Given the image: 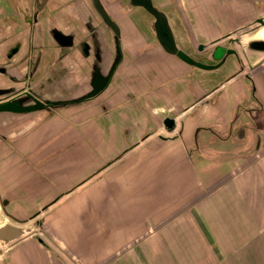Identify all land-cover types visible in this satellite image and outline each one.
<instances>
[{
	"label": "crops",
	"instance_id": "obj_1",
	"mask_svg": "<svg viewBox=\"0 0 264 264\" xmlns=\"http://www.w3.org/2000/svg\"><path fill=\"white\" fill-rule=\"evenodd\" d=\"M162 1L178 45L204 62L197 43L264 17V0ZM4 25L0 89L15 86L7 48L26 38ZM123 39L125 61L98 97L38 117L21 137L1 129L6 211L24 219L57 198L26 224L2 221L44 241L25 237L4 264H264V53L247 52L250 68L240 50L244 69L226 80L233 56L203 70L144 28L128 25Z\"/></svg>",
	"mask_w": 264,
	"mask_h": 264
},
{
	"label": "flooded vegetation",
	"instance_id": "obj_2",
	"mask_svg": "<svg viewBox=\"0 0 264 264\" xmlns=\"http://www.w3.org/2000/svg\"><path fill=\"white\" fill-rule=\"evenodd\" d=\"M7 2L14 9L24 3L23 0ZM7 2L0 0V20L4 17L10 29L11 22H16L15 18L21 14H26L29 21L25 42L14 40L12 47L6 50V57L16 63H12V68L17 71L16 77L12 76L16 78V81L12 79L15 86L8 89H35L44 97L60 99V86H90L94 69L109 72L118 52L121 57L115 71L123 65L126 54L123 36L128 25L133 29L137 26L146 29L149 40L161 47L154 32V16L132 0H98L104 14L94 0H57V8L51 12L54 15L49 14L54 0H28L29 6L25 10L17 8V13L6 12L10 6L2 7V3ZM151 3L166 11L162 0H151ZM2 37L0 43L5 40ZM244 57L249 61L246 55ZM183 126L184 123L175 136L182 135Z\"/></svg>",
	"mask_w": 264,
	"mask_h": 264
},
{
	"label": "water",
	"instance_id": "obj_3",
	"mask_svg": "<svg viewBox=\"0 0 264 264\" xmlns=\"http://www.w3.org/2000/svg\"><path fill=\"white\" fill-rule=\"evenodd\" d=\"M132 2H137L135 4L142 5L154 16V32L162 50L175 56L184 63L203 70H214L223 64L229 56L235 57L239 64L238 70L226 80L232 78L244 69L243 62L241 61L242 59L240 58L241 52H243L246 56L248 51L264 53V37L260 35L261 32L263 33L264 31V17H258L254 19L252 23H248L238 29L220 35L215 39L197 43L194 47V51L204 55L207 60L204 62L194 58L178 45L166 13L154 7L151 0H132ZM94 3L104 14V11L98 4V0H94ZM120 57L121 55L118 52L116 57H114L109 72L107 73H103L99 69H94L90 86L85 88L60 86V99L59 97L53 96L50 98L44 97L40 93L36 92L35 89H28V91H24L25 89L23 87L16 89L1 88L0 139L7 141V137L9 136L6 134H10V136L14 137H21L36 124L38 117L48 116L53 113L60 112L63 108H76L89 100L98 97L105 91L107 86L110 84L111 79L114 77L115 67L118 61H120ZM246 62L248 67L251 68L252 63L247 61V59ZM1 70H3V68ZM214 88H217V86ZM205 95L206 94H203L194 103H192V105ZM163 126L167 132H171L176 126L174 117H164ZM1 129L5 131L6 134L5 132H1ZM121 154H119L116 158H118ZM56 200L57 198L53 199L24 219L15 218L9 214L8 211H6L5 207L8 200H1L0 205L1 210L9 220L19 224H26L30 220L36 218L44 209ZM2 221V217L0 216V243L6 248L5 256L8 248L30 235H34L35 239L40 244H44V241L38 235L41 230H34L31 226H16L9 222ZM34 224L41 227V220L36 219ZM0 254H2V250H0Z\"/></svg>",
	"mask_w": 264,
	"mask_h": 264
},
{
	"label": "rangeland",
	"instance_id": "obj_4",
	"mask_svg": "<svg viewBox=\"0 0 264 264\" xmlns=\"http://www.w3.org/2000/svg\"><path fill=\"white\" fill-rule=\"evenodd\" d=\"M6 2H7V0H5ZM24 1V3L23 4H19L18 6H17V8H21V7H24V8H22V9H26L28 6H29V2H28V0H23ZM56 1L57 0H54V2H53V5H52V7L50 8V15H54L53 13L51 14V12H53L56 8H57V3H56ZM6 6H8V2L6 3V4H4V3H2V7H6ZM10 6V5H9ZM8 6V7H9ZM17 8H15L14 9V7H12V6H10V8H6V9H8L6 12H16L17 13ZM5 12V13H6ZM55 13V12H54ZM56 15V14H55ZM12 19H13V17H12ZM16 23L18 24V28H17V30H16V32H14L12 29H10V28H7L6 29V33L8 34V35H10V37H12V36H20L21 35V37L23 36H26V31H27V26H28V23H29V21H28V17H27V15L26 14H24V15H22L21 14V17L20 16H17L16 18ZM12 21V20H11ZM3 23V25L4 26H8V23H4V22H2ZM2 23H1V25L0 26H2ZM12 23V22H11ZM15 26V25H14ZM20 27V28H19ZM22 30V31H21ZM260 35H262V37H264V33H261ZM25 39L26 38H23V39H20V41H22V42H25ZM202 42V41H201ZM10 43H12V42H10ZM9 43V44H10ZM0 215L5 219V220H9L4 214H3V212H2V210H1V207H0ZM6 248L4 247V246H2L1 245V243H0V250H2V254H0V264H4L5 262V250ZM16 264H25L23 261L20 263V259H18L17 260V262H16Z\"/></svg>",
	"mask_w": 264,
	"mask_h": 264
}]
</instances>
